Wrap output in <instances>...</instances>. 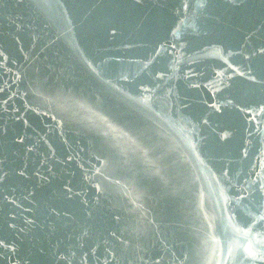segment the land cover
Returning a JSON list of instances; mask_svg holds the SVG:
<instances>
[{
  "label": "water",
  "instance_id": "obj_1",
  "mask_svg": "<svg viewBox=\"0 0 264 264\" xmlns=\"http://www.w3.org/2000/svg\"><path fill=\"white\" fill-rule=\"evenodd\" d=\"M0 264H264V0H0Z\"/></svg>",
  "mask_w": 264,
  "mask_h": 264
}]
</instances>
